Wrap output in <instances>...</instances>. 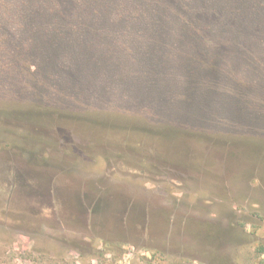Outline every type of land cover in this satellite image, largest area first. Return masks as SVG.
I'll list each match as a JSON object with an SVG mask.
<instances>
[{"label": "rangeland", "instance_id": "obj_1", "mask_svg": "<svg viewBox=\"0 0 264 264\" xmlns=\"http://www.w3.org/2000/svg\"><path fill=\"white\" fill-rule=\"evenodd\" d=\"M0 264H264V0H0Z\"/></svg>", "mask_w": 264, "mask_h": 264}]
</instances>
